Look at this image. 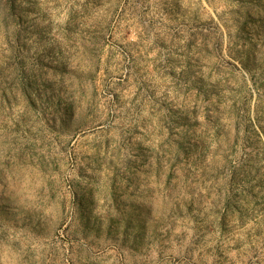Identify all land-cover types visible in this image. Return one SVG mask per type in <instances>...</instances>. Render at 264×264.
Here are the masks:
<instances>
[{
    "label": "rangeland",
    "instance_id": "rangeland-1",
    "mask_svg": "<svg viewBox=\"0 0 264 264\" xmlns=\"http://www.w3.org/2000/svg\"><path fill=\"white\" fill-rule=\"evenodd\" d=\"M0 264H264V0H0Z\"/></svg>",
    "mask_w": 264,
    "mask_h": 264
}]
</instances>
